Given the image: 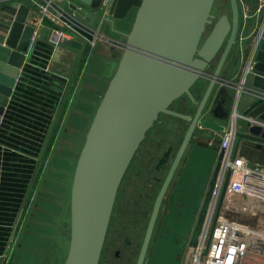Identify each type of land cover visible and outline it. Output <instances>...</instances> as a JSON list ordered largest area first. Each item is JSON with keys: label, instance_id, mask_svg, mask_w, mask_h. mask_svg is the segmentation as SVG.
<instances>
[{"label": "water", "instance_id": "95a60500", "mask_svg": "<svg viewBox=\"0 0 264 264\" xmlns=\"http://www.w3.org/2000/svg\"><path fill=\"white\" fill-rule=\"evenodd\" d=\"M215 1L75 0L77 4L64 5L65 12L59 17L71 30V47L85 52L95 38H104L123 48L78 156L71 188L69 249L64 264H99L124 174L147 131L158 116L165 113L187 121L188 127L154 202L136 262L145 263L164 197L196 129L206 126L213 131H223V122L230 118L216 113L214 116L222 123L203 118L217 85H220L219 93L227 86L234 90V101L241 114L237 121L235 155L264 166V125L248 119L264 122V33L255 53V62L247 73H243L242 82L222 76L231 49L235 42L237 45L244 18L239 0H230L231 16L222 14L219 17L212 12ZM12 5L18 9V15L9 34H0V119L35 34V28L26 22L31 13L29 3L15 0ZM132 6L138 10L130 31L114 28L124 39L104 35L102 24L113 22L114 18H124ZM207 26L212 27L203 39ZM37 35L49 38L50 29L43 28ZM236 48L239 50V46ZM218 56L216 67L211 71L209 68ZM201 78L209 82L201 99H197L192 88ZM184 95L196 105L193 115L172 108V103ZM243 140L247 142L243 143ZM215 141L218 143L219 139ZM248 146L261 150L259 160L252 159ZM221 158L222 154L183 264L192 263ZM229 179L230 172L219 199L216 219L223 206ZM211 237L212 234L210 240ZM4 261L5 256L0 255V264Z\"/></svg>", "mask_w": 264, "mask_h": 264}, {"label": "crops", "instance_id": "0c3cea01", "mask_svg": "<svg viewBox=\"0 0 264 264\" xmlns=\"http://www.w3.org/2000/svg\"><path fill=\"white\" fill-rule=\"evenodd\" d=\"M14 1L0 0V34H9L18 15ZM137 10L132 6L124 18H114L110 24L129 32ZM105 25L109 24L104 22L102 31ZM37 34L0 119L3 264H64L71 230V201L67 202V197L76 160L123 54L120 45L101 38H95V44L82 52L71 47L73 39L55 44L51 37ZM112 36L124 39L121 33ZM197 129L188 168L196 147L210 146L214 133L207 127ZM248 150L253 160L261 158V150L252 146Z\"/></svg>", "mask_w": 264, "mask_h": 264}, {"label": "rangeland", "instance_id": "374dc122", "mask_svg": "<svg viewBox=\"0 0 264 264\" xmlns=\"http://www.w3.org/2000/svg\"><path fill=\"white\" fill-rule=\"evenodd\" d=\"M251 2L253 3L254 6L257 0H253ZM212 12L217 17L222 15L223 12L225 14H228L229 12H231L230 1L216 0ZM110 23L112 24V22H107V24L109 25H105L102 31L103 34L106 36L107 35L112 36V34L114 33L116 34L114 30V26H112ZM210 29L211 27H209L207 31L209 32ZM244 29L248 30V35L246 39L242 40L241 36L242 35L245 36V33H242L241 30V33H239V38L237 40V46H239V51H241V53L244 50L247 51V56L242 58V62H243L242 70L238 74H236L237 82L240 80L242 76V71L249 57H251V54L253 52V45H254L253 42H254V38L256 37L255 35L256 31L255 32L253 31L254 28H251L249 26V27H245ZM256 29L260 30V33L258 34L259 36H257V38L255 39L254 50L258 48L257 45H259L260 37L264 30V21L262 25H259V27ZM101 39L104 40V38ZM233 57L234 55L232 52L229 58L227 59L225 66L222 70V76L227 77L228 75H230V68H231L230 66L232 64ZM218 59L219 56L211 64L210 66L211 71L215 69ZM199 82H200L199 98H201L207 87L209 80L201 78ZM218 87L219 85H217V87L213 91L211 98L209 99L208 104L205 108V111L203 112V118L208 121H211L212 119L211 109L213 108V101ZM174 107L182 108L185 113H189L192 115L196 111V105L192 104L185 97L184 99H182L181 102L176 103V106ZM227 121L225 120L223 123L225 122L227 123ZM187 127H188L187 121L179 119L175 116L165 113H161L158 116V118L155 120L151 128L147 131L144 139L140 143L139 148L137 149L121 181L120 187L117 192L115 209L113 210L114 212H113L112 224L115 223V220L117 218V212H118L116 209L117 205L118 207L122 205L120 202H126V205L130 204V202H146L147 219L141 220V222L136 221V224L134 225L136 227L138 226V228L143 232L144 235L156 196L167 175V172L172 164V161L177 153V150L182 142ZM200 127H206V126H200ZM83 137L84 136H82V138ZM210 139L211 138H209V140ZM189 144L190 145L188 149H186V152L175 172L173 180L164 197L163 200L164 207L163 206L161 207V209L162 208L168 209L172 202V203H184L185 206H187V208L190 209L191 213H189V216H187L186 221L184 223L185 231L180 236L181 242L180 244H177V250H176V245H173V242H171L167 238L160 239L159 237L156 236L157 235L156 232V235H154V238L151 242L148 258L146 259L145 264H155L154 256L159 254L160 252H167L165 257L167 258L169 256L170 251L171 253H173V251L174 252L177 251V254L179 255V260L176 262V258H175L176 253H175L170 256L169 263L167 264H183L184 262L186 251L188 250L189 247V241L191 235L196 225L202 207V203L204 202L206 193L210 186V181L213 172L215 170L216 164L219 159L218 143H213L210 146L199 145L196 147V150L194 152V157L192 159V162L190 163L191 164L190 166L192 167L188 168L186 162L188 159L187 157L191 152V149L193 148L192 147L193 142H190ZM70 197H71V191L68 192L67 202L71 201ZM255 202L258 201L253 199H248L243 196H231V198L227 199V207L226 208L224 207V215L226 218H233L244 224H248L253 228L261 229L262 227H264V216H261L263 215L261 210L263 206H256ZM68 217H70V209H69ZM127 223H130V221H127ZM159 224L161 223H158V225ZM134 226L133 228H135ZM70 231L71 230L69 229V241H70ZM159 243H161L162 248L159 247ZM160 256H163L162 253ZM112 263L115 264L114 261ZM133 264H136V258L133 261Z\"/></svg>", "mask_w": 264, "mask_h": 264}, {"label": "built area", "instance_id": "2783aa9c", "mask_svg": "<svg viewBox=\"0 0 264 264\" xmlns=\"http://www.w3.org/2000/svg\"><path fill=\"white\" fill-rule=\"evenodd\" d=\"M18 1L27 2L31 6L27 23L35 28L36 33L43 28H49L51 38L55 44H60L63 39L73 38L70 33L71 30L60 19L59 15L65 12L64 5L66 3L77 4L75 0ZM240 4L244 18L242 33H245V36L242 35L241 39H246L248 35V30H245V27L250 26L254 28V32L256 31L253 52L242 71L243 75L252 68L255 62L257 51V49L254 50L255 39L260 33V30L256 28L262 25L264 21V0H257L254 6L252 2L247 0H241ZM78 6L80 5L78 4ZM263 33L264 30L260 40L263 38ZM91 44H95L94 40ZM238 82H242V76ZM240 116L237 102H235L231 116L225 124V129L214 131L209 141V145H212L217 143L216 138L219 139V155L222 154V158L205 220L198 236L197 245L194 248L191 264H264V230L253 228L233 218H226L224 215V207H227V199L231 196H243L256 200L258 201L255 202L256 206H263L261 210L264 212V166L252 165L244 157L238 154L235 155L237 121ZM248 119L264 125V122L259 119ZM228 172H230L229 184L223 206L216 219L219 199Z\"/></svg>", "mask_w": 264, "mask_h": 264}, {"label": "flooded vegetation", "instance_id": "af4514ba", "mask_svg": "<svg viewBox=\"0 0 264 264\" xmlns=\"http://www.w3.org/2000/svg\"><path fill=\"white\" fill-rule=\"evenodd\" d=\"M230 8H231V5H230ZM222 14H225V13L223 12ZM228 14L229 16H231L232 11L229 12ZM209 27H212V26H207L203 39L210 32V31L209 32L207 31ZM235 44L236 42L234 43V46L231 49V52L229 54L230 56L231 53L233 52L234 57H233L232 64L230 66L231 67L230 75H228L230 77L227 76V78H230L233 81H236V78H237L236 74H238L242 70V63H243L242 58L247 56V51L244 50L241 53V51H239L236 48L237 45ZM219 88H220V85L215 93V97L213 101L214 111L213 113H211V116H212L211 121L213 122L218 121V118L214 116V113L222 117L227 116L229 118V116L232 113V110L234 108V103H235L234 90L231 87L227 86L226 89H223L220 93L218 92ZM224 124H226V122ZM120 203L122 205L120 207H118L117 205L116 209L118 212H117V218L114 224H112L113 212H114L112 211L99 264H113L112 263L113 261L115 262V264H133V261L135 260V258L137 262L139 252H140V249H141V246L144 240V236L146 233L147 226L145 229V233L143 235V232L138 228V226L136 227L134 225L136 224V221L141 222V220L147 219L146 218V212H147L146 202H130V204H127V205H126V202H120ZM162 204H163L162 206L164 207V202ZM115 205H116V202H115ZM115 205L113 207V210L115 209ZM189 213H191L190 209H188L184 203H172L171 202L168 209H163V208L160 209L156 223H155L153 235H152V238L149 244V248L147 251L146 259L148 258V253L151 247V242L154 238V235H156V232H157L156 236L159 237L160 239L167 238L168 240L173 242V245H176V250H177V244H180L181 242L180 236L185 231L184 223L186 221L187 216H189ZM150 216H149V219H150ZM149 219H148V222H149ZM127 221H130V223H127ZM158 223H161V224L158 225ZM133 226L135 228H133ZM159 247L162 248L161 243H159ZM161 253L163 256H160ZM166 253L167 252H160L159 254L155 255L154 263L155 264H167L169 263L170 256L175 253H176V257H175L176 262L179 260V255L177 254V251L175 252L173 251V253H171L170 251L169 256L165 258Z\"/></svg>", "mask_w": 264, "mask_h": 264}, {"label": "trees", "instance_id": "16d2710c", "mask_svg": "<svg viewBox=\"0 0 264 264\" xmlns=\"http://www.w3.org/2000/svg\"><path fill=\"white\" fill-rule=\"evenodd\" d=\"M199 85H200V82L198 81V82L193 86V88H192V92H193L194 96H195L197 99H201V98H199V89H200ZM184 97L187 98V99L191 102V100L189 99V97L186 96V95H184V96L180 97L179 99H177L176 101H174V102L172 103V108L175 109V110H177V111L184 112V110H183L182 108H175V107H174V106H176V103L181 102L182 99H184ZM191 103H192V102H191ZM192 104H193V103H192ZM177 118H178V117H177ZM179 119H180V118H179ZM185 132H186V131H185Z\"/></svg>", "mask_w": 264, "mask_h": 264}]
</instances>
